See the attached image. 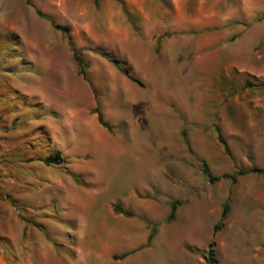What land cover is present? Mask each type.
I'll return each mask as SVG.
<instances>
[{"label": "rangeland", "instance_id": "1", "mask_svg": "<svg viewBox=\"0 0 264 264\" xmlns=\"http://www.w3.org/2000/svg\"><path fill=\"white\" fill-rule=\"evenodd\" d=\"M159 2L194 25L213 4L226 25L162 33L119 0H0V264H208L210 246L212 264H264V85L243 86L264 80V0ZM124 229L134 244L102 245Z\"/></svg>", "mask_w": 264, "mask_h": 264}, {"label": "crops", "instance_id": "2", "mask_svg": "<svg viewBox=\"0 0 264 264\" xmlns=\"http://www.w3.org/2000/svg\"><path fill=\"white\" fill-rule=\"evenodd\" d=\"M163 2V0H161ZM173 3L175 4V0H172ZM123 4L120 3V9L124 14H136L134 12H132L131 8H136L138 10H140L142 12V14L145 17H152L153 21L152 24L150 26H146V29H150V30H158V31H162L165 32L167 30H174L176 32H190L193 29H200L202 31H209V30H222L224 28V26L226 25V15L225 12L223 11H216L213 4L210 5V8L207 10L208 12H212V13H208L206 15L205 18H199L195 24L198 25H194L192 19L188 16L187 18H185V20L183 21H172L169 20L170 16H169V9H168V4H166L165 2L162 3L159 2V0H123ZM161 5L163 7H161ZM123 6H125V8H123ZM210 14V16H208ZM228 19V18H227ZM245 19H249V15L247 14V16H245ZM130 25H132V23L130 22ZM162 33H159L157 35L153 34V37L155 38V41H157L158 38L161 37ZM225 34V33H224ZM152 37V35H151ZM109 219L111 218V216L109 215L108 217ZM106 218V219H108ZM105 221L104 222L102 220H100V224L99 227H101V229H107L105 222H109ZM84 223L82 222V220H79V226L76 230L77 234H99L98 232L94 231V229L91 228V233L89 232V226H87L86 224H84L83 228H80V225ZM110 223V222H109ZM24 226L22 225V228ZM98 227V228H99ZM116 229L118 226H115ZM129 228V227H128ZM107 229L106 232H102L104 233L106 236H109V231L111 230ZM79 230L80 233H79ZM117 232H122V230L117 229ZM114 231V232H116ZM127 230L124 229L123 233H119L120 235L117 237L118 239V243L117 245H114L113 243L105 240L106 242L103 243L102 245H105V247L109 248V249H114L115 251H119V250H123L128 248L129 246L132 245V243L134 244L136 239V234L134 236H132L131 234H127L126 232ZM104 235V236H105ZM119 237L121 239H119ZM108 238V237H106ZM123 238V240H122ZM134 240V241H133ZM132 242V243H131ZM125 243V244H124ZM122 244V245H121ZM129 244V245H128ZM118 246V247H117ZM94 259V258H93ZM95 260V259H94ZM107 261L111 262L110 259L108 258ZM106 261V262H107Z\"/></svg>", "mask_w": 264, "mask_h": 264}, {"label": "trees", "instance_id": "3", "mask_svg": "<svg viewBox=\"0 0 264 264\" xmlns=\"http://www.w3.org/2000/svg\"><path fill=\"white\" fill-rule=\"evenodd\" d=\"M120 3H124L122 0H119ZM124 5V4H123ZM54 26L58 29H61L65 32H67L68 30V27L67 26H61L59 24H54ZM68 44L72 50V53H73V56L77 62V65H78V71L79 73L81 74H84L85 73V68H86V63L83 61L82 57L80 56V53L79 51L75 48L74 46V43L72 42L70 36H68ZM97 52L99 54H101L102 56H104L105 58H107L121 73H123L125 76H127L128 78H130L132 81L136 82L137 84L139 85H142V82L134 77L132 74H131V69L130 67L125 63V61H123L122 59H120L119 57L113 55L112 53H109V52H105L101 49H96ZM257 85H264V80L263 81H260V82H252L248 79L245 80L243 86L245 88H253ZM95 112H97L98 114V120L100 121V123L104 126H108L106 124V122H104L103 120V117L101 115V113L99 112V109L96 107L95 108ZM216 134H217V138H218V141L223 145V149L224 151L227 153V154H230V150L228 148V145L227 143L225 142V140L223 139L221 133H220V130L218 127H216ZM43 161L46 163V164H51V163H56V164H59V163H62L64 161V157H62L61 153H60V150H53L52 152H50L49 154H47L44 158H43ZM202 171L203 173L207 176V178L209 179L210 182H213L215 181L216 179H218L219 177L218 176H215L213 175L207 164L206 163H203V167H202ZM250 171H254V172H258V171H262L261 168H258V167H251L250 169H241V170H238L235 173L233 174H228V173H225L223 174L222 176L223 177H230L232 179V181H236V177L237 175L239 174H244V173H247V172H250ZM180 203L179 200H173L171 201L170 203V211H169V214L167 216V220L170 221L174 218L175 216V211H176V208H177V205ZM114 206V210L115 211H118V212H124L125 210H123L121 204L119 202H114L113 204ZM229 207V203L228 201L225 202L224 204V207H223V210H222V213H221V217L220 219L217 221V223L214 225L213 229L214 231H216L217 229H219L222 225V219L226 216L227 212H228V208ZM154 234V231L152 230L150 232V234L148 235V240L151 239L152 235ZM213 249L212 247L210 246L209 249H208V252H207V255H206V258H207V261H208V264H212L213 261H214V258H213Z\"/></svg>", "mask_w": 264, "mask_h": 264}, {"label": "bare ground", "instance_id": "4", "mask_svg": "<svg viewBox=\"0 0 264 264\" xmlns=\"http://www.w3.org/2000/svg\"><path fill=\"white\" fill-rule=\"evenodd\" d=\"M118 236H119V235H117V237H118ZM120 236H121V235H120ZM119 239H121V238L119 237ZM122 240H123V238H122ZM134 240H135V239H134ZM134 240H133V241H134ZM131 243H132V242H131ZM124 244H125V243H124ZM121 245H122V244H121ZM128 245H129V244H128ZM117 247H118V246H117Z\"/></svg>", "mask_w": 264, "mask_h": 264}]
</instances>
